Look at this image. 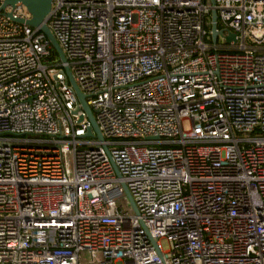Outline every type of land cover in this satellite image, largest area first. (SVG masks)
Here are the masks:
<instances>
[{"label": "built area", "instance_id": "1", "mask_svg": "<svg viewBox=\"0 0 264 264\" xmlns=\"http://www.w3.org/2000/svg\"><path fill=\"white\" fill-rule=\"evenodd\" d=\"M2 2L0 264H264V0Z\"/></svg>", "mask_w": 264, "mask_h": 264}, {"label": "water", "instance_id": "2", "mask_svg": "<svg viewBox=\"0 0 264 264\" xmlns=\"http://www.w3.org/2000/svg\"><path fill=\"white\" fill-rule=\"evenodd\" d=\"M17 2L23 3L26 8L28 9L30 13V17L25 19V22L30 24L31 26H37L41 31L44 32V34L49 39L50 43L52 44L53 48L57 51L59 57L63 60L64 55L62 52V49L60 48L56 38L54 37L50 27L48 26L47 22L45 21V17L47 12L50 9L51 6V0H3L2 5L10 4L14 5ZM212 31L213 35L215 36L217 30H216V11L212 10ZM19 20H22L19 18ZM227 38H234V33H230L227 35ZM65 71L67 73L68 79L75 91V94L77 96L78 101L81 103L83 108L85 109L87 116L91 122V126L88 128L86 134L89 135L92 133V129H94L98 135L99 138H102V133L100 129L98 128V125L95 121V118L92 113V109L89 107V105L86 103L85 95L78 87L77 83L75 82L73 75L69 69L68 66L65 67ZM125 191L130 199L131 204L133 205L134 209L136 210V206L134 204V201L132 199V196L130 192L128 191L127 187L125 186Z\"/></svg>", "mask_w": 264, "mask_h": 264}, {"label": "rangeland", "instance_id": "3", "mask_svg": "<svg viewBox=\"0 0 264 264\" xmlns=\"http://www.w3.org/2000/svg\"><path fill=\"white\" fill-rule=\"evenodd\" d=\"M24 7H25V6H24ZM25 14L30 15V13H29V11L26 9V7H25ZM183 126H184V128H188V126H189V122H188V120H184V121H183ZM162 244H163V247H164V248H167V242H166L165 240H162Z\"/></svg>", "mask_w": 264, "mask_h": 264}]
</instances>
